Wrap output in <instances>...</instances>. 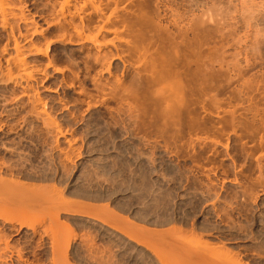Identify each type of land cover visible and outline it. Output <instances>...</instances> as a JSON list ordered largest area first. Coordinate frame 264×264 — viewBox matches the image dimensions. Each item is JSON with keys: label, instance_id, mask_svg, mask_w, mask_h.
Listing matches in <instances>:
<instances>
[{"label": "rangeland", "instance_id": "374dc122", "mask_svg": "<svg viewBox=\"0 0 264 264\" xmlns=\"http://www.w3.org/2000/svg\"><path fill=\"white\" fill-rule=\"evenodd\" d=\"M6 1L26 23L0 29V196L40 191L46 220L47 196L64 208L33 232L1 217L22 251L4 264H50L54 235L69 264H264V0H119L88 71L95 49L56 38L49 0ZM15 39L32 75L11 82ZM134 40L158 53L170 107L134 85Z\"/></svg>", "mask_w": 264, "mask_h": 264}, {"label": "bare ground", "instance_id": "6f19581e", "mask_svg": "<svg viewBox=\"0 0 264 264\" xmlns=\"http://www.w3.org/2000/svg\"><path fill=\"white\" fill-rule=\"evenodd\" d=\"M49 2H50V5L48 6V9H49L48 12H49L51 21L47 22V26L49 27V26L55 25V27H57L58 34H56L57 35L56 38H58V40L61 41L62 43L67 42L68 44L69 43H72V44L74 43L76 45H79V48L78 47L77 48L80 50V52H81V50L84 51V49H86L87 47H91V48L95 49V51H96L95 54L92 53L93 55L89 54L88 56L84 55L85 57H87V58L84 57L85 58V61L83 63V64H85V68L84 69H85V71H88L89 69L95 68L94 65L98 66L97 68H95L96 70L98 68L102 69L103 66H104L103 59L105 57V54L103 53V51H101V48L105 47V44L102 43V40L106 36V34L109 33L108 32V27L110 25L111 19L112 18H116L117 15H118V12H119V8L118 7L120 5L119 0H49ZM111 3H112V5H111ZM10 4H12V3H9L6 0H0V29L3 30V31L7 30V32H9V34L6 35L8 39H10L11 37L14 38L15 32H17L20 35V24H21V22L26 23V19L24 18L23 14L19 13L20 14L19 15L18 13H15L16 11L14 12V10H13V9H15V7L13 6L14 8L12 9ZM123 11H125V10H123ZM126 13H128V12L126 11ZM93 17L95 18V20L93 19ZM129 27H131L130 23H126L125 24V28L127 29ZM128 32H133V31L129 30ZM35 33H36V30L32 34H35ZM13 41L14 42L12 44L13 45L12 49L14 50V54H15L14 57L15 58H13V59L9 58L8 60L6 59V63L9 66L11 65V68L8 67L9 69L6 70V73H5L4 77H6V79L8 81H11V82H15V81H17V79L18 80L19 79L22 80L24 78L25 79L26 78H31L32 72L28 71V69L26 68L27 64L25 63L24 58L21 57L23 55L22 48L19 47L20 45H18L16 39L13 40ZM137 43H138L137 40H134L133 44H131V45L126 43L127 52H128V55H129V56L128 55L127 56L129 58L130 57H134V59H135L133 61L134 64H135V65H133V66H135L133 68L136 69V71L134 73V77H133V78H135L134 82H133L134 85L136 84L135 86L137 87L138 85H140V82H141V85L142 86L144 85V87L147 86V88H150L151 92H152V89H153L152 93L156 94L155 97L157 96L158 99L160 97L161 98L163 97L162 99H164L166 101L165 103L168 104V105L166 104L165 106H169L170 107L171 104H169V103L171 101H174L175 97L171 94L172 90H171L170 84H168L164 80V78L168 77V76L163 74L165 72L159 70L160 69V58H159L158 53L154 52V51H151V49H150V47L148 45L147 46H142V45L140 46ZM31 47H32V45H31ZM6 48L4 50L5 52L7 50ZM2 52H3V50H2ZM32 52H34L38 56L46 53V52H43V50H41L40 48H36V47H32V49L31 48L29 49V53H32ZM88 59L89 60L91 59V62L93 63L92 64L93 67L92 66L90 67V63L91 62H89ZM56 60H57V58L56 59L53 58V59L47 60V64H46L45 68H48V67L52 68L51 66L54 65ZM57 63H58V61L56 62V64ZM71 65H74V64L72 63ZM71 65H69L68 69L71 68ZM136 65H137V67H136ZM74 67L76 69H78L77 68L78 66L77 67L76 66H72V68L70 70L71 71L70 72L71 75H72V73L74 71ZM50 68H48V69H50ZM55 68H56V66H55ZM58 69L59 68L55 69V72L63 75L64 74L63 73V69L64 68L63 69L61 68V70H58ZM56 70H58V71H56ZM66 70H67V68H66ZM75 72H78V71L75 70ZM105 72H107V71H105ZM133 72H134V70H133ZM79 73H77V74H79ZM97 73H98V71H97ZM71 75H70V77H71ZM74 75H76V73ZM72 77H73V75H72ZM73 78L75 80V76ZM76 78H77V75H76ZM131 81H133V80H131ZM138 82H139V84H138ZM96 83L98 84V82H96ZM120 86L117 85V87H115L116 90H118L117 88H120ZM135 86H133V87H135ZM95 87H97V86H95ZM98 88H99V86H98ZM95 89H97V88H95ZM102 89H100V90L98 89V90L101 92ZM98 90H95V91L97 92ZM116 90H114V91H116ZM111 91H112V89H111ZM82 92H83V90H82ZM111 93H113V92H111ZM122 93H123V91H122ZM81 95H83V94H81ZM130 96H127V97L130 98ZM134 97H135V93H134ZM165 97H166V99H165ZM88 107H89V105H88ZM60 134H61V132H60ZM0 180H2V179H0ZM5 183H6L5 184L6 186L10 185V183L8 184V181H6ZM0 184L4 185L3 181H2V183L0 182ZM12 184L13 183H11V186H13ZM3 188H4V186H3ZM15 188H18V186L14 185V188L11 187V189H13V191L15 190ZM22 188H24V186L21 187V189ZM17 190L19 191L20 189H17ZM32 190H31V192H32ZM35 190L33 191V193H35L34 196L36 195V192H37V190L36 191ZM25 192H27V191H25ZM18 193H15V194H18ZM38 194H40V191H39ZM7 195L9 196V194H7ZM34 196L31 197V198L29 197V195H28L29 198L27 196H25V197H21L20 196L18 199H14L16 201H14L12 199V197L11 198H7L6 196H4V197H6V199H4L6 201V203H5L4 200H2L3 197L0 196L1 197L0 198V202L2 203V205H4L6 207L5 208L0 203V205L3 207L2 210L4 211V212H2V211L0 212V218L2 217L4 222H8L10 224L19 225L21 228H27L29 230L31 229L32 232L35 230V227L37 226V224H41L42 221H43V223L46 222V221H48L47 223L55 222L54 224H56V222H59V220H57V215L59 214L57 212L58 211L57 208H59L61 206V204H59V203L55 204L57 206L56 207V206L53 205L54 203H56L55 202L56 199L51 200V197L50 198H48L49 196L46 197V202L48 201L49 203H51V202L54 201V203H51V204L54 207V208L52 207V209L55 210V212H54L51 209V207H49V209H51L54 213L52 211H50V212L53 213V215H52V213H51V215L49 214L50 216L48 215V213L44 214V215L48 216V219L46 220V218H45L46 216H44V218L42 216L40 217V215L42 214L41 213L42 211L40 212L39 216L37 215L38 213H36L37 209L35 210V212L34 211L31 212V210L35 209L34 207H37L39 205V203H41V199L43 200L42 202L45 201L43 199V197H45V196H43V195L41 197H39L37 195H36V197H34ZM48 199H50V200H48ZM8 200H10V201H8ZM11 205L12 206L14 205V209L11 208L12 207ZM1 206H0V208H2ZM9 206H11V207H9ZM55 207H56V209H55ZM63 208L60 207L59 209H63ZM5 209H10L11 211L10 210H6L7 212L10 211V213L9 212L7 213L5 211ZM45 225H47V224H45ZM64 235H65V233H64ZM6 236H7L6 234L0 235V264L2 262H3L2 264H4L6 262V261H3V259H5L7 254L11 255V256H8L9 260H11L10 257H13V256H15V257H13V259L14 258L17 259V260H21L22 259V251H21V249H19L20 250L19 251L16 248H14L13 246H10L11 244L7 240V238L9 236L8 237H6ZM57 236L58 235H56V236L54 235V237L52 236L53 237V238L51 237L52 239L49 237L51 239L50 240L51 241V243H50L51 244V248H49L50 249V252H49V254H50L49 255L50 264H66V262L69 261L68 260L69 259L68 253H69V248H70V240L68 238L69 236H67L65 238V236H66L65 235L64 239H63V237L61 235L59 236L60 238L57 237ZM176 244H178V243H176ZM181 246H183V245H181ZM181 246L178 245V247H180V248H184L185 247V246H183V247H181ZM178 250H179V248H178ZM178 250L176 249V252ZM181 254H180L181 255L180 258L183 256V252ZM185 255H186V253H185ZM183 258H185V257H183ZM23 259H24V257H23ZM183 260H185V259H183ZM15 262L17 263V261H15ZM20 264H21V262H20ZM67 264H69V262Z\"/></svg>", "mask_w": 264, "mask_h": 264}]
</instances>
